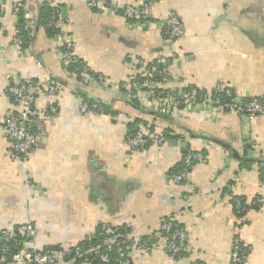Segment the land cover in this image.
<instances>
[{"label": "crops", "instance_id": "obj_1", "mask_svg": "<svg viewBox=\"0 0 264 264\" xmlns=\"http://www.w3.org/2000/svg\"><path fill=\"white\" fill-rule=\"evenodd\" d=\"M131 1L153 6L150 27L83 0H0V231L32 222L38 246L54 247L65 262L75 246L111 225L152 239L154 249L135 253L132 264H231L237 241L249 248L245 264H264V114L254 120L220 112L158 115L64 71L58 41L44 26L46 8L61 9L77 56L110 82L138 76V60L167 56L165 89L211 95L230 87L243 98L264 100V0ZM19 2L34 24L26 47L15 44L24 14L16 10ZM166 10L175 11L185 29L176 57L159 22ZM37 78L60 85L55 96L35 98L37 109L54 106L56 112L45 117L46 132L28 161L10 159L12 144L2 129L19 107L7 89ZM89 101L101 103L104 112L81 113L79 106ZM138 130L161 134L166 143L132 153L126 139ZM187 150L203 153L205 162L192 169L188 182H169L182 170ZM233 197L246 202L243 216ZM168 219L188 235L179 260L166 252L160 234Z\"/></svg>", "mask_w": 264, "mask_h": 264}, {"label": "built area", "instance_id": "obj_2", "mask_svg": "<svg viewBox=\"0 0 264 264\" xmlns=\"http://www.w3.org/2000/svg\"><path fill=\"white\" fill-rule=\"evenodd\" d=\"M90 8L104 14L121 15L130 23H138L144 28L150 27L155 20L156 12L149 3L135 5L131 0L116 4L112 0H83ZM16 10L23 11V23L18 30L15 44L23 46L20 34L31 38L34 24L23 3L17 4ZM54 16L49 26L59 31L53 38L58 41L60 59L64 71L73 73L81 84H95L111 89L117 95L138 103L145 109L162 116H180L183 112L195 113H235L245 120H254L264 114V100L246 99L237 95L232 88L226 87L218 94H205L193 88L186 91L173 92L162 87L167 77L170 58L158 56L152 62L138 60V76L124 82H110L104 74L93 75L89 66L76 54V42L66 34V17L61 9L53 8ZM160 26L173 49L176 57L180 40L185 36V29L179 15L172 10L159 13ZM38 69L42 68L40 59L33 57ZM75 66L77 69H73ZM61 87L57 83L44 81L41 78L14 82L8 89L7 95L19 107L18 114L9 117L3 126L5 138L11 142L7 152L10 159L28 161L30 152L37 146V137L46 132L45 117L55 113L56 108L49 106L45 109L35 107V98L41 93L55 96ZM83 114H101L104 106L99 102H82L79 106ZM166 143L161 134L144 133L141 130L129 135L126 145L132 153L148 149L150 146H162ZM205 162L203 153L187 150L184 166L181 171L172 173L169 182L182 184L189 181L192 169ZM233 191V188L231 189ZM233 203L238 216H243L249 208L242 199L233 197ZM260 206L261 200L254 203ZM160 234L166 238V252L171 258L181 259L187 252L188 235L186 230L176 221L168 219L160 225ZM97 235V232L91 237ZM38 232L32 222H28L19 230L0 231V264H110L111 254L116 255L115 264H132V256L137 252H151L154 244L151 238L128 233L121 227L108 225L99 233L101 242L83 251L78 245L70 251V259L64 261L62 255L53 247L40 248L37 244ZM13 249L16 251L13 252ZM249 256V248L237 241L230 253L231 264H245ZM89 257V259H88ZM83 259L81 263L78 260ZM204 264V263H195Z\"/></svg>", "mask_w": 264, "mask_h": 264}, {"label": "trees", "instance_id": "obj_3", "mask_svg": "<svg viewBox=\"0 0 264 264\" xmlns=\"http://www.w3.org/2000/svg\"><path fill=\"white\" fill-rule=\"evenodd\" d=\"M53 16H54L53 9H49V8L47 9L46 8L44 26H45V29L49 33V35H50L51 38L54 37L55 35H57L59 33V31L57 29H55L54 27H50L49 26L50 22L52 21ZM20 37L22 38L23 43H24L22 47L28 46L31 43V41H32V36H31V38H29L25 34H20ZM72 68L73 69H77V68H75V66H73ZM93 75H96V74L93 73ZM99 233H100V231L97 232V235L96 236H94L93 238H90V239L86 240L85 242H83V243H81L79 245L82 248L83 251L89 249L92 246L98 245L101 242V239H99ZM13 252L15 253L16 251L13 249ZM111 257H112V259H111L112 262L110 264H115L114 261H115L116 255H115L114 252L111 254ZM88 259H89V257H88ZM82 261H83V259H80V260H78V263H80Z\"/></svg>", "mask_w": 264, "mask_h": 264}]
</instances>
